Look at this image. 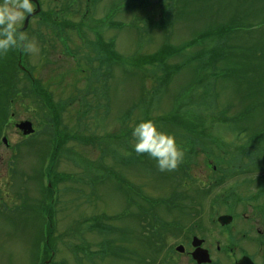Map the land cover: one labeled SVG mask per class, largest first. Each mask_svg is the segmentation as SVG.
<instances>
[{
  "label": "rangeland",
  "instance_id": "1",
  "mask_svg": "<svg viewBox=\"0 0 264 264\" xmlns=\"http://www.w3.org/2000/svg\"><path fill=\"white\" fill-rule=\"evenodd\" d=\"M88 1L36 0L40 13L22 32L35 51L4 55L19 57L32 79L43 89L48 87L53 103L63 106L56 121L46 116L43 102L28 82L19 86L23 91L8 110V117L13 116L6 121H31L39 135L17 147L23 142L21 132L12 122L5 121L6 127L1 128L0 141L4 136L8 146L0 142V264H38L41 257L42 261L51 258L46 264H142L145 259L152 264L166 259L167 264H187L184 255L169 254L172 247L187 242L182 225L188 223L181 218V209L186 211L191 203L204 204L216 192L264 195V144L258 147L254 140L264 130V0ZM142 1L144 8H133ZM88 6L86 19L105 21L98 27L103 41L114 40V48L126 57L114 58L105 80L92 76L98 64L91 63L93 53L84 56L88 49L79 55V65L73 61L71 50L82 52L80 32L85 42L94 40L90 30L77 27L83 7ZM109 21L120 25V31L110 27ZM93 23L86 20L88 26ZM238 24L243 29L233 40L242 60L238 59L234 79L210 84L209 77H215L212 68L199 70L202 58L195 56L219 45L222 35L214 28ZM209 29H214V37L203 35ZM164 45L170 53L178 51L169 59L168 70L143 65L145 57L138 63L143 67L129 61ZM249 45L256 47L255 52L248 50ZM244 57L249 61L246 66ZM215 66L217 72L219 63ZM145 71L150 72L148 78ZM196 75H203L208 88L203 90L197 83L187 88ZM185 103L190 113L209 115L204 125L208 137L194 141L169 119L172 109ZM228 108L224 119L220 113ZM138 112L155 117L161 130L174 135L184 153L176 169L179 174L159 172L154 160L131 151L130 124L138 120ZM56 128L63 131L57 140H43L44 132ZM220 166L226 183L214 187L225 177ZM252 169L254 173L249 174ZM198 195L203 200L196 202ZM175 220L180 229L170 226ZM143 230L152 236L148 245L143 242Z\"/></svg>",
  "mask_w": 264,
  "mask_h": 264
},
{
  "label": "trees",
  "instance_id": "2",
  "mask_svg": "<svg viewBox=\"0 0 264 264\" xmlns=\"http://www.w3.org/2000/svg\"><path fill=\"white\" fill-rule=\"evenodd\" d=\"M2 2H3V0H0V3H2ZM177 2L179 3V0H177ZM141 5H142V8H144L145 7V1L140 2L139 5H134L133 8L137 9L138 6L140 7ZM170 8H171V6L168 7V9H170ZM83 10H84L83 16L81 19V21L82 20L83 21H82V24H80L81 26H79L80 30L88 29L94 34V36H93L94 40H92L93 43H90V42L87 43L85 41H88V40H86V37L83 35V32H82V37L84 39V43L82 44V48L84 51H85V49L86 50L88 49V51L85 52L84 56L88 52L89 53L91 52L94 54L93 57H91V63L92 64H94V62L97 63L98 67L93 69L92 76L95 77V75L96 76L100 75L102 77V79L105 80V79H107V71H109L114 65V62H113L114 58H117V59L121 58L122 60H125L126 57L123 56L122 54L118 53L117 50L114 48L115 47L114 46V44H115L114 40H109L107 42L103 41L104 40L103 39L104 38L103 32H102V30L98 29L99 26L96 28V26H97L96 24L103 25L105 23V21H103V20L99 21V19H98V21H93L92 19H89V17L86 19V17L84 18V16H85L84 14H86L88 9L87 8L84 9V7H83ZM49 18L52 19V17H49ZM86 20L94 22L93 23L94 26L92 27V26L86 25ZM227 20H229V19H227ZM247 20H248L247 18H244L245 22H247ZM231 21L235 22L237 20L235 18H232ZM241 25H243V24H238L236 26L226 25L225 27L221 26V27L214 28L215 30L219 31L220 35H222V36H219L220 38H218L219 39V42H218L219 45L215 44L214 46H210L209 49L206 50L205 53L198 52L196 54L197 58H202V60L200 61L201 67H198V68H200L199 70H201L202 67H205L207 65L212 68L213 73L211 75L215 76V77H213V78L209 77L208 82L210 84L216 85L217 82H224V84H225L228 82V80L230 78H231V80L234 79V78L232 79L231 76L236 72V70L238 68V65H239L238 59L242 60V58H240L238 55V51H239L238 47H237L238 44L233 40V36L237 31L243 29L242 28L243 26H241ZM119 26L120 25H118V27ZM247 26H248V27H246L247 31H249L251 29L250 23ZM72 27H73V25L70 26V28H72ZM118 27H115V28L118 29ZM55 28H59V26L57 25ZM214 29L207 30L206 33L203 35H206L208 38L214 37L215 36ZM222 37L224 39H222ZM231 40H233L234 42L231 43ZM249 49L252 52H255L256 47H252L251 45H249L248 50ZM176 52H178V51H174V52L170 53V51L168 50V46L164 45L163 47H160L159 50H157L156 52H154L152 54H145L144 56L142 54H140L139 56H132V57H130L129 61H130V63H133L135 66L143 67L142 64H138V63H142L143 58L145 57V62L143 65L152 66V67H154V66L159 67L160 66L161 68L168 70L171 68L170 65H168V61ZM76 53L77 52H75V54ZM205 54L208 56L205 57ZM6 56L9 57V54H7ZM236 56H237V58H236ZM18 58L19 57L13 58V56L11 58H5L4 55H2V57L0 58V135H1L2 126L3 125L5 126L4 123L8 117V110L11 106V103L14 102L16 96L19 95L23 91V89H21L19 86L21 84L24 85V83L30 82L29 84H31L32 90L34 91L36 97L39 98L43 102L42 107L46 110V114H45L46 116H53L55 118V121H56V119H58L57 117H59L58 116L59 115L58 114L59 109H56L54 107V105H52V102H51L52 101V95L49 94L47 91H44L45 89L42 88L43 86H39L38 83L32 79L33 77L31 76V74L27 75L26 73L21 72L18 69V67H17V62L19 61ZM247 60L248 59L246 57L243 58L242 64H245L244 66L249 64V61H247ZM216 63H219V69L217 72H216V66H215ZM100 68H103V70H105V73L102 72L104 75L101 73V71H103V70H100ZM146 73H150V72H146ZM170 78H171V76H170ZM169 79L167 81H169ZM167 81H166V84L168 83ZM204 81L205 80H203V75H196L194 77V79L187 84V88L189 87V85L193 84V86H194L197 83V85H199L203 90H205L206 88H208V86L203 85ZM33 84H36V85H33ZM106 84H107V82H106ZM222 85L223 84H221V86L217 85V87L218 88L223 87ZM159 86H161V85H159ZM190 88H192V87H190ZM141 97H143V94L141 95ZM44 102H46V103H44ZM188 106H190V105L185 103L183 106H178L176 108H173L172 109L173 115L170 116L169 119L171 121H173V123L176 125V127L179 130L188 134L191 137V139H194V141H196V139H202V138L208 137L206 135L207 132L204 133V125L207 123L206 116H209V115L205 114L203 117H201L200 116L201 112L196 111L194 113H192V112L190 113L189 109H187ZM44 109H42V112L44 111ZM60 109H62V107ZM172 111H170V113ZM226 111L229 113L230 109L229 108L225 109L224 112L220 113V114H223L224 119H225V116L228 114ZM126 114H129V111ZM140 115H143L144 117L139 118ZM184 117H187V119H191V121L183 120L182 118H184ZM238 117L242 118V114H239ZM137 119L138 120H136V122H138L141 119H152V118H150L147 115V113L138 112ZM46 123L48 124L49 121H47ZM47 124H46V126H48ZM57 124H59V123H57ZM4 126H3V129H4ZM60 133L63 134V131L60 132L59 128L52 129V130H50V132H48V137L44 136L43 140H45L46 142H49L51 139L57 140L58 135H60ZM254 140L257 142L258 147H262V144H264V130L260 131L258 136ZM60 142H61V139L59 140V143ZM17 147H20V144H17ZM178 168L179 167H177L176 169L178 170ZM176 169L173 170V172H172L173 174H179L178 171L176 172ZM179 170H181V169H179ZM167 204H169V203H167ZM171 204L173 205V203H171ZM150 238H152V236H150ZM45 239L46 238L44 237L43 242L45 241ZM39 241L40 240H38L36 242V245L39 243ZM150 241L151 240H147V243ZM161 244L163 246L162 242H161Z\"/></svg>",
  "mask_w": 264,
  "mask_h": 264
},
{
  "label": "flooded vegetation",
  "instance_id": "3",
  "mask_svg": "<svg viewBox=\"0 0 264 264\" xmlns=\"http://www.w3.org/2000/svg\"><path fill=\"white\" fill-rule=\"evenodd\" d=\"M207 201L189 204L182 214L188 223L182 229L188 235L179 245L187 264H264V195L222 192ZM196 250H202L205 262L192 258Z\"/></svg>",
  "mask_w": 264,
  "mask_h": 264
},
{
  "label": "clouds",
  "instance_id": "4",
  "mask_svg": "<svg viewBox=\"0 0 264 264\" xmlns=\"http://www.w3.org/2000/svg\"><path fill=\"white\" fill-rule=\"evenodd\" d=\"M34 0H3L0 3V55L9 51H35L34 43L20 30L25 16L33 14ZM131 148L137 155L154 160L159 172L175 170L183 160V150L171 133L165 132L152 119L130 124Z\"/></svg>",
  "mask_w": 264,
  "mask_h": 264
},
{
  "label": "water",
  "instance_id": "5",
  "mask_svg": "<svg viewBox=\"0 0 264 264\" xmlns=\"http://www.w3.org/2000/svg\"><path fill=\"white\" fill-rule=\"evenodd\" d=\"M38 11H39V9L37 8L36 11L33 12V14H31V15H29V16L26 17V19H25V25L27 24L28 19L30 17H32L33 15H35L36 13H38ZM16 127H17V129L19 131H21V133H22L23 136H28V135H30V134H32L34 132L33 129H32V127H31V123L28 122V121L20 122L19 124L16 125ZM3 141H5V139ZM193 256H195V254ZM198 258H202V255L199 254ZM203 260H205V259H203Z\"/></svg>",
  "mask_w": 264,
  "mask_h": 264
}]
</instances>
